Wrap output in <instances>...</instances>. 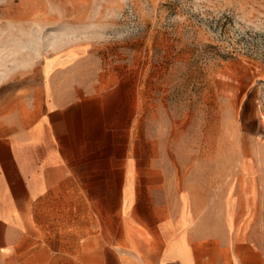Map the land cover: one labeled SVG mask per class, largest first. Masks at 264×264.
<instances>
[{"label":"rangeland","instance_id":"1","mask_svg":"<svg viewBox=\"0 0 264 264\" xmlns=\"http://www.w3.org/2000/svg\"><path fill=\"white\" fill-rule=\"evenodd\" d=\"M50 56L125 82L135 155L204 219L202 260L264 262V0H0V106L24 114Z\"/></svg>","mask_w":264,"mask_h":264},{"label":"crops","instance_id":"2","mask_svg":"<svg viewBox=\"0 0 264 264\" xmlns=\"http://www.w3.org/2000/svg\"><path fill=\"white\" fill-rule=\"evenodd\" d=\"M71 63L48 57L24 114L17 96L0 106V264H209L204 219L194 229L168 169L135 155L125 82ZM241 246L233 264H254Z\"/></svg>","mask_w":264,"mask_h":264}]
</instances>
